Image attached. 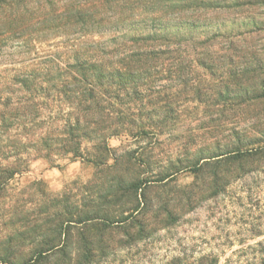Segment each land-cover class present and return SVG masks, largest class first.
<instances>
[{
	"label": "trees",
	"instance_id": "16d2710c",
	"mask_svg": "<svg viewBox=\"0 0 264 264\" xmlns=\"http://www.w3.org/2000/svg\"><path fill=\"white\" fill-rule=\"evenodd\" d=\"M64 1L0 0V264H39L52 256L70 264L66 257L71 230H77L83 257L108 249L105 237L126 226H136L141 235L149 227L151 231L176 223L175 211L181 208L168 202L152 210L150 201V218L145 213L147 190L169 175L124 182L116 169L119 159L113 158L106 140L121 133L162 135L169 122L176 121L185 93L196 99L210 89L194 70L214 77L215 60L205 49L218 36L193 42V53L185 61L183 26L197 28L199 12L219 9V0ZM57 30L72 35L69 50L44 60L32 58V49ZM185 65L192 73L188 81L182 72ZM246 74L243 71L241 78ZM254 87H247L254 99L264 97V91L255 93ZM147 148L122 158L128 166L146 165L151 152ZM68 156L97 168L112 157L113 176H106L109 182L103 188L97 183L86 188L83 197L47 195L40 182L32 184L39 200L14 195L13 183L32 161L52 165L55 158ZM255 164L264 165L260 141L179 171L197 176L207 169L209 184L217 190ZM182 196L191 199L187 192ZM22 250L25 255L17 263L14 256ZM260 253L264 255V247ZM258 264H264V256Z\"/></svg>",
	"mask_w": 264,
	"mask_h": 264
},
{
	"label": "rangeland",
	"instance_id": "374dc122",
	"mask_svg": "<svg viewBox=\"0 0 264 264\" xmlns=\"http://www.w3.org/2000/svg\"><path fill=\"white\" fill-rule=\"evenodd\" d=\"M219 2V9L199 12L197 28L183 26L185 61L193 53V42L218 36L214 45L205 49L215 60L214 77H206L200 68L194 70V75L206 78L211 90L203 89L196 99L185 93L176 121H170L160 136L150 133L148 137H130L121 133L106 140L113 158L119 159L116 169L124 182L137 178L156 181L169 175L163 183L147 190L145 213L150 218V201L152 210L168 202L171 207L181 208L175 211L178 221L151 231L149 227L141 235H137L136 226H126L105 237L108 249L83 257L77 230H71L66 257L70 264H258L264 256L260 253L264 247V165L245 168L242 175L231 177L226 186L222 182L217 190L209 184V170L197 176L179 171L213 154L257 141L264 144V97L254 99L253 90L247 89L256 86L255 93L264 91V0ZM71 44L69 32L53 31L32 49L31 57L44 60L50 55L59 56ZM229 59L233 61L228 63ZM183 68L188 81L192 73L187 65ZM243 71L248 72L245 78H241ZM237 84L244 87L243 92L237 90ZM168 86L173 90L172 83ZM146 146L151 148L145 159L148 164L128 166L122 157L131 152L142 153L141 148ZM111 158L101 168L80 159L71 160L70 156L55 158L52 165L42 159L34 160L13 183L14 195L36 200L39 197L32 184L40 182L47 195L83 197L92 184L109 182L106 176L112 177L114 172ZM230 170L237 171L235 167ZM185 192L191 194L188 202L182 198ZM22 255L25 251L15 255L14 260L19 263ZM62 262L60 257L52 256L39 264Z\"/></svg>",
	"mask_w": 264,
	"mask_h": 264
}]
</instances>
